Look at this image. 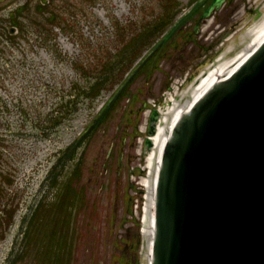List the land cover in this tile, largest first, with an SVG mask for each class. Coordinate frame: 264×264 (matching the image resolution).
Wrapping results in <instances>:
<instances>
[{
    "label": "rangeland",
    "instance_id": "rangeland-1",
    "mask_svg": "<svg viewBox=\"0 0 264 264\" xmlns=\"http://www.w3.org/2000/svg\"><path fill=\"white\" fill-rule=\"evenodd\" d=\"M45 1L26 2L30 22L24 23L22 36H8L12 23L8 16L3 21L0 18V147L4 157L0 164V221L5 222L0 232V264H15L18 255L22 258L17 264H41V253L46 255L60 245L64 248L57 238L59 217L52 211L38 217H49L52 226L37 227V236L31 235L40 244L34 242L28 248L21 227L25 230L24 219L43 201L57 202V193L68 177L83 192L84 206L66 220L72 238L67 250L58 251L65 255L66 264H141L146 194L142 179L147 176L144 142L150 104L163 103L173 84L184 79L182 90L186 91L253 24L252 12L262 0H228L201 23L197 34L192 31L198 21L178 31L161 69L147 82L143 78L134 85L139 102L130 105V99L123 101L115 118L90 145L79 148L75 160H65L56 169V160L84 131L115 87L112 84L93 102L81 101L77 112L67 116L71 84L86 83L87 77L77 69L94 65L126 38L124 34L159 16L163 0H48L66 12L64 28L45 25L49 14L45 17L40 10ZM179 1L185 12L191 0ZM146 49L141 51L142 57ZM80 156L81 175L72 177ZM51 214L58 220L52 221ZM57 262L54 264H62Z\"/></svg>",
    "mask_w": 264,
    "mask_h": 264
},
{
    "label": "water",
    "instance_id": "water-1",
    "mask_svg": "<svg viewBox=\"0 0 264 264\" xmlns=\"http://www.w3.org/2000/svg\"><path fill=\"white\" fill-rule=\"evenodd\" d=\"M226 1L213 0L196 34ZM160 116L152 110L146 151ZM155 197L153 264H264V41L195 94L165 147Z\"/></svg>",
    "mask_w": 264,
    "mask_h": 264
},
{
    "label": "trees",
    "instance_id": "trees-1",
    "mask_svg": "<svg viewBox=\"0 0 264 264\" xmlns=\"http://www.w3.org/2000/svg\"><path fill=\"white\" fill-rule=\"evenodd\" d=\"M212 1L213 0H204L203 2H199L198 0L189 1L188 7L195 4L194 7L187 15L180 18V15L183 13L181 2L179 0H163L162 12L159 16L142 23L139 27L136 26L138 28L131 34H124L123 37L125 36L126 38L118 41L115 49H111L108 53L106 52L103 54L106 56L101 57L97 62L94 61V65H80L77 71H80L81 76L87 77L86 83L82 86L77 83L71 84V91L65 105L67 116H72L77 112L78 105L81 101L84 102L87 100L93 102L101 95L102 91L109 89L112 84L115 85V87L112 89L113 93L108 101L93 116L84 131L71 145H69L64 154L56 160L55 169L64 166L65 160H67V163L71 160H75L79 148L84 147V149H86L93 141L94 136L102 131L105 126L115 118L116 110L122 106L123 101L130 99V105L139 102L140 98L138 97V94L135 95L136 91L133 89L134 85L143 78H146L147 82L161 69V63L164 60L165 54L173 45L172 43L174 42L178 31L181 30L182 32L184 27L190 22L196 23L199 21L201 15ZM42 9L44 11V16L45 14H49L48 17H46L47 15L45 16L46 18L44 17L45 25L49 26L53 24V26H60L61 28L67 26L68 19L66 18V12L59 8L55 2H45V7ZM123 29L125 31L127 30L126 28ZM192 33L194 34V31H192ZM168 35H170V37H167ZM144 49H146L144 53L147 52V54L142 57L140 54ZM140 58L142 60L134 66L138 60L135 63L134 61ZM88 71H93V73L89 74ZM142 103L144 104L141 99L140 104ZM142 108L143 107L141 106L139 111ZM81 159L82 156L78 157L76 160V168L74 169V175L72 177L81 175V166L83 165ZM72 181L71 177H68L64 181L61 191L57 193V202L54 201L53 204H47L46 201H43V203L35 209V213H33L30 218L28 228L25 231L26 242L28 240V244L26 243L28 248L34 242L36 244L41 243V241H37L38 238L36 240L31 238L32 236H37V227L42 228L45 224L52 226L49 222V217L39 219V214L45 213V216H47L48 212L52 211L59 217L58 220L53 214L50 216L52 221L53 219L54 221L58 220L57 226L59 228H57V231L60 230V237L58 236L57 238H59L64 245V248L60 245L59 249L63 251L68 249V240L69 237L72 238V236L70 231L68 232V230H66V228H68V226H65L66 220L69 218L70 213H77L82 210L84 206L83 192H81L79 188H74ZM1 193L2 190L0 187V201L1 198H3ZM61 210L63 212H60ZM11 217L12 214L10 215V218ZM4 223L2 224L3 227ZM62 227L64 228L62 229ZM47 248H43V250H46ZM59 249L54 250L50 248L46 255H43V253L39 251L42 256L38 257L41 264H50L51 262L54 264L57 261H62V264H66V257L58 252ZM18 259L19 258L16 260Z\"/></svg>",
    "mask_w": 264,
    "mask_h": 264
},
{
    "label": "bare ground",
    "instance_id": "bare-ground-1",
    "mask_svg": "<svg viewBox=\"0 0 264 264\" xmlns=\"http://www.w3.org/2000/svg\"><path fill=\"white\" fill-rule=\"evenodd\" d=\"M263 16L259 21L253 22L242 32L240 38L233 46L227 48L186 90L174 87L172 93H167L165 103L161 108V119L157 134L152 138L153 147L146 154L147 176L142 179L146 189L143 213L142 235L145 237V250L141 264H153V241L156 229V189L159 171L162 165L165 147L172 137L177 123L187 112L196 93H205L213 80L220 79L233 68L234 61L253 50V45L264 41V0L259 4ZM229 39V38H228Z\"/></svg>",
    "mask_w": 264,
    "mask_h": 264
},
{
    "label": "flooded vegetation",
    "instance_id": "flooded-vegetation-1",
    "mask_svg": "<svg viewBox=\"0 0 264 264\" xmlns=\"http://www.w3.org/2000/svg\"><path fill=\"white\" fill-rule=\"evenodd\" d=\"M28 0H0V18L3 21L4 16H8L11 23L13 21H18L16 26L9 28V36H22V26L21 24L29 23V8L26 4ZM25 26V25H24ZM0 29H3L0 26ZM1 60V58H0ZM2 82V81H0ZM4 161L3 152L0 147V164ZM0 228H3L0 221Z\"/></svg>",
    "mask_w": 264,
    "mask_h": 264
}]
</instances>
